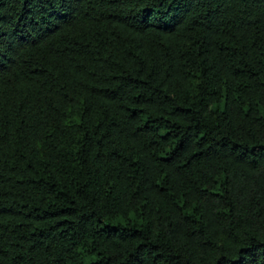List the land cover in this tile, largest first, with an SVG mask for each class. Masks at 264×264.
Returning a JSON list of instances; mask_svg holds the SVG:
<instances>
[{
	"label": "trees",
	"instance_id": "16d2710c",
	"mask_svg": "<svg viewBox=\"0 0 264 264\" xmlns=\"http://www.w3.org/2000/svg\"><path fill=\"white\" fill-rule=\"evenodd\" d=\"M0 264H264V0H0Z\"/></svg>",
	"mask_w": 264,
	"mask_h": 264
}]
</instances>
